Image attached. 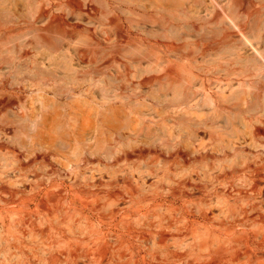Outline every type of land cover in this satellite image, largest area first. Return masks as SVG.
<instances>
[{"label":"rangeland","instance_id":"1","mask_svg":"<svg viewBox=\"0 0 264 264\" xmlns=\"http://www.w3.org/2000/svg\"><path fill=\"white\" fill-rule=\"evenodd\" d=\"M184 1L173 9L155 0H0V145L30 155L27 124L52 106H45L44 95L61 105L83 95L93 113L97 107L123 106L124 113L156 123V129L137 136L143 140L140 147H155L158 153L121 165L118 174L126 175L134 193L120 187L116 197L100 194L98 201L105 204L101 212L92 202L87 207L72 196L77 161L57 156L66 166L60 162L56 169L68 171L65 177L42 164L20 174L10 154L0 149V228H103L111 235L105 264H149L155 259L206 264L217 257V250L230 259L240 254V264L259 258L264 250V175L244 169L232 154L239 150L248 155L249 165L258 167L252 156L264 153V136L241 146L230 135L243 131L245 119L238 111L250 105V99L240 97L256 94L264 84V53L253 56L245 49L259 37L264 40V0ZM165 72L178 77L186 97L164 79L159 85L157 78ZM145 78L150 81L140 84ZM260 96L264 100L263 92ZM213 103L222 106L218 115L211 113ZM184 125L203 138L204 149L183 148ZM6 127L17 133H7ZM208 132L215 134L213 140L205 136ZM179 150L191 159L202 158L186 167ZM8 172L10 179H4ZM50 180L63 182L62 195L58 186L42 193ZM32 185L40 190L29 191ZM122 201V221L103 217ZM132 209L138 212L130 213ZM131 230L145 235L147 243L133 239ZM186 232V240H173ZM198 233L202 254L187 246ZM3 246L0 242V264L7 259ZM171 250L187 255L178 260ZM10 258L18 264H44L20 255ZM64 259L84 264L80 256Z\"/></svg>","mask_w":264,"mask_h":264},{"label":"bare ground","instance_id":"2","mask_svg":"<svg viewBox=\"0 0 264 264\" xmlns=\"http://www.w3.org/2000/svg\"><path fill=\"white\" fill-rule=\"evenodd\" d=\"M155 1L160 2L162 5L165 4L166 6L173 9L181 7L185 2L184 0ZM245 49L249 53L254 54L253 56L264 53L263 37H259L257 40H255V43H249L248 47ZM67 67L66 69L70 68ZM72 70L73 69L68 70L69 73ZM68 71L66 70L65 72ZM54 72L51 74H55ZM72 73L73 71L71 72V74ZM70 76L68 75V77ZM93 77H96V75H94ZM157 79L159 85L163 83L160 80L164 79L169 87L174 86L173 88L176 87V89L177 87H179V90H177L182 93V96L184 95L186 97L185 88L183 89L178 77L173 73L165 72L163 76L158 77ZM149 81V78H145L140 84L145 85ZM139 85L137 86H142ZM257 90L258 91L256 92V94H248L247 97H240L242 99H250V105L248 106L247 110L238 111V115L243 116V119H245L243 131L237 130L235 133H232L230 135V138L234 140L233 142H236L241 146L244 143H248L251 145L254 143L253 140L264 136V100H262L260 96V92L264 93V84L258 86ZM240 94L241 92L239 93V95ZM180 96L181 95L179 94V97ZM44 97L45 100L42 101L45 102V106L49 105L50 107L52 105L51 108H49L50 110L46 112L45 110L47 109L44 106L45 112L38 113L37 116L31 118V123L27 124V126L29 127L27 128L30 133L29 135H27L26 132L25 135L28 136V138H25L29 140L28 146L32 149L31 154L23 156V154L16 148H11L4 143L0 145L1 150H4L5 153L10 154L14 162L13 164L15 165L18 173L21 174L22 171L29 170L36 164H42L51 172L56 170L59 172V170L56 169V166L59 165L62 161L59 160L57 156L61 155V157L64 158L68 163L77 161L80 164V167H78L76 170L77 172L74 173L75 180L70 189L73 190L72 196H79L87 207H92L93 204H95L98 211L102 212L105 209V204L98 201L99 195L102 193H107L112 197H116L120 195V187L124 188L128 194L133 195L134 190L132 188L130 180L126 177V175L119 176L118 173L123 172L121 169V165L123 163H134L138 158L139 160L140 158H146L147 154L152 155L151 153L153 152L157 153L155 147H140L138 145V142H142L143 140L140 139L139 136H137V134L141 133L142 131H145V133L150 131V129L155 127L153 125H156V123L146 124V121L144 119L126 114L127 112L123 109V106L108 105V108L97 107L96 112L93 113V108L92 106H90V101L87 98H83V95L80 97H72V102H68L67 105H61V103L57 102L55 98L49 97L46 94L44 95ZM87 106L92 110L90 109L88 111V108L86 109ZM65 108H67L68 110ZM210 108L212 111H210L211 113L217 112L216 114L218 115V111L222 108V106L218 103H213ZM222 110H224V108ZM246 112L249 113V116L244 115ZM216 114L212 115L216 116ZM21 116L23 118L22 114ZM215 116L210 117H214V119L216 120ZM180 123L178 124V127L179 125L183 124ZM25 125L24 128H26ZM182 126H180V128ZM185 127L187 129L184 131L183 136L184 139L187 140V143L183 145V148H190L192 149V151H199L201 148L204 149L206 145L203 141V138H198L197 133L193 131V129H191V126V128L189 126ZM13 128L6 127L5 129L7 133L16 134L17 132L15 133V128ZM144 128L146 129L143 130ZM152 130L151 132L155 131ZM20 131H22V128ZM205 134V136H207L209 140H213L215 138V134L213 133L208 132ZM21 135L25 136L24 132L21 133ZM197 140L199 142L194 143ZM22 142L24 145L26 144L24 140H22L20 143L22 144ZM178 155L181 156L182 163L184 166L186 165V167L189 163L199 161L200 158H202L201 155H198L197 157L191 159L188 156V153H183L180 150L178 152ZM232 155L235 159H241V161L237 163L244 169L251 170L258 176L264 175V153H258L252 156L258 163V167L255 168L248 164V161L246 160L248 155L242 156V153L239 150L234 151ZM151 157L153 158V156ZM155 158H157V156ZM210 158H213V156L211 155ZM60 165L66 166L64 162H62V164ZM87 170L90 176L87 175ZM62 172L63 173H59L64 177L68 175V171ZM95 175L99 177L100 180L96 181L97 177ZM10 176L11 175L8 172L4 174L3 178L10 179ZM78 176H81L82 178L78 179ZM104 176H106L107 180H103ZM88 178H90L91 180ZM122 183L124 185H121ZM62 185L63 182L57 184L55 181L50 180L47 188H45V191L42 193L47 194L51 191V188L53 186H58L60 195H62L61 190H64ZM35 188L40 190V188H38L37 186L32 185L29 191L32 192L33 190H35ZM108 188H114L115 190L112 192H106ZM5 190H8L6 186ZM19 192L25 193V190L20 189ZM91 202L93 204H90ZM121 204V206H117L116 208L108 209L106 213H103V217L108 216L111 219L120 217L122 221V219H124V217H121V215L124 213V210L122 209L124 207L122 206L125 205V201H122ZM132 211L138 212V209H132L129 212L131 213ZM170 221L171 220L168 221L169 225L172 224ZM138 233L139 231L137 230L130 231V235L133 239L142 242V244H146L147 237L143 234L139 235ZM29 236L37 237V241L27 240ZM110 236V233L105 231L103 228L94 231L90 228L76 229L62 226L45 229H29L26 227L6 228L5 226H2L0 228V242H3L4 244L3 247L5 248H2V251L6 252L7 259H5L1 264H18L15 259L10 258L11 255H20L27 261L36 259L42 261L44 264H46L45 260H52L50 264H67L65 263V259L61 261V257H71L74 259L77 256H80V258L83 259L84 264H105L107 260V246L109 244L108 241L109 239H111ZM188 236L189 233H182L173 240L175 242H177L176 240H186ZM191 238L192 242H190V244H187L188 250L193 251V253L198 252V254H202V251L204 250V243L201 241V234L198 233L197 235L191 236ZM164 241L165 238H161L159 240V242H161L162 244H165ZM261 244L264 245V237H262ZM247 251L252 252V249L248 248ZM140 252L141 249H138L137 256ZM170 253L174 258L178 260H181L187 255V253L185 252L180 253L174 250H171ZM260 254L261 255L258 259L255 260V262L249 260V264H264V250H262ZM215 255L217 257H215L212 261L207 262L206 264H240V261L243 257L240 254H237L235 258L230 259L226 255L220 256L221 252L219 250L216 251ZM136 262L139 263V260H137ZM149 264H166V262L155 259ZM171 264L175 263L171 262ZM188 264H193V261H190V263Z\"/></svg>","mask_w":264,"mask_h":264}]
</instances>
